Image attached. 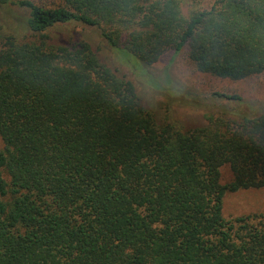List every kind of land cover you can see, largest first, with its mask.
<instances>
[{
	"label": "trees",
	"instance_id": "16d2710c",
	"mask_svg": "<svg viewBox=\"0 0 264 264\" xmlns=\"http://www.w3.org/2000/svg\"><path fill=\"white\" fill-rule=\"evenodd\" d=\"M183 4L0 0L24 13L0 25V264H264V216L222 214L227 192L264 189V102L173 87L203 111L183 131L138 94L173 86L151 73L169 51L220 80L264 74V0ZM71 25L95 30L128 78L87 42L50 43Z\"/></svg>",
	"mask_w": 264,
	"mask_h": 264
},
{
	"label": "rangeland",
	"instance_id": "374dc122",
	"mask_svg": "<svg viewBox=\"0 0 264 264\" xmlns=\"http://www.w3.org/2000/svg\"><path fill=\"white\" fill-rule=\"evenodd\" d=\"M35 2L51 3L52 0H33ZM187 4L182 5V12L187 15L190 7L208 8L215 0H186ZM24 13L14 7L0 9V25L5 30L9 28L8 17L19 18ZM7 19V21L5 20ZM17 20V19H16ZM0 33H2L0 31ZM50 43L53 45H74L79 42H87L96 53L99 60L110 66L119 76L128 75L120 68V61L113 57L109 51L104 48V44L98 39L95 30L85 29L78 25H71L54 29L50 33ZM137 65L141 63L130 56ZM167 70L173 86L162 82L157 83L153 90L146 88L145 83L140 82L138 94L141 97L142 105L148 109L157 124H163L167 121L174 123L183 131L203 125L202 109H194L185 106L180 98L169 95L170 89H190L196 91L202 99L206 94L213 92H224L227 94H238L243 100L250 102H264V74L252 77L247 80L232 82L220 80L208 75L199 73L191 64L187 57V52L182 51L174 56L171 51L165 53L151 68V73L157 77ZM127 77V76H125ZM128 78V77H127ZM175 85V86H174ZM169 91V92H168ZM172 96V97H171ZM3 143L0 139V149ZM231 180V173L227 167L220 170V183L227 184ZM222 214L226 220H232L245 216H264V189L240 190L234 193H226L223 198Z\"/></svg>",
	"mask_w": 264,
	"mask_h": 264
}]
</instances>
